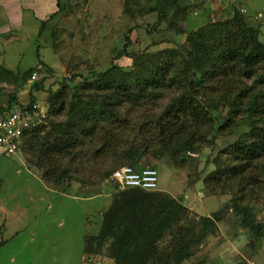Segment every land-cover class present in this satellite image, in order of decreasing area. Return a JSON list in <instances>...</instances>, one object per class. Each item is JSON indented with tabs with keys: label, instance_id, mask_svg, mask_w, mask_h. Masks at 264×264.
Returning a JSON list of instances; mask_svg holds the SVG:
<instances>
[{
	"label": "rangeland",
	"instance_id": "1",
	"mask_svg": "<svg viewBox=\"0 0 264 264\" xmlns=\"http://www.w3.org/2000/svg\"><path fill=\"white\" fill-rule=\"evenodd\" d=\"M141 3L144 5V0ZM60 4V13L46 20L44 26L37 23L35 27L34 22L25 17L27 26L17 29L21 40L14 48L19 51L11 52L15 55L10 54V63L4 64L9 68V76L0 78L3 80L0 81V105L9 102L13 95L16 99L23 98L20 101L29 97L31 83L27 81L17 88L14 75L40 61L46 68L37 72L35 80H43L45 89L63 92L66 106L76 92L88 99L95 98L101 91L82 90L80 77L74 81L69 78L77 74L90 80L93 72L103 71L113 61L124 70L135 69V57L124 55L114 59L123 49L126 35L130 38L132 52L150 56L183 42V38L176 39V31H186L187 18L192 27H199L229 19L235 8H244L242 14L249 24H261L260 39L264 42V0H181L180 4L189 9L171 10L167 17L172 23L170 28L166 21L156 24L154 14L148 13L146 7L142 10L134 0H61ZM149 30L151 34L146 33ZM162 91L158 101H143L141 105L120 102L117 110L125 123L119 126L104 120L90 121V131H86L88 126L76 130L82 143L75 149L74 159L66 157L59 164L70 175H75L76 179L70 183L63 180L56 186L55 176L45 177L42 172L46 165L29 161V146H24L16 155L0 159V264H114L110 240L100 245L90 244L89 237L100 231L105 211L113 203L115 194L127 189L107 179L99 180L97 172L113 161H120L118 155L127 143L141 139L151 140L140 165H153L158 170L156 191L180 200L187 208V220L195 224L201 216H213L215 211L221 214L218 231L194 247L191 257L182 264H264V243L254 249L249 246L251 232L241 228V218L231 207V196L210 194L202 180L218 168L217 156L228 157L226 151L221 150L243 129L219 135L213 144L203 145L198 153L156 157L151 152L156 130L148 129L147 125L180 89ZM33 94L47 110L49 94L43 89L34 90ZM66 116L65 111L61 112L56 120H64ZM141 122L146 124V132L138 131ZM46 130L47 125L42 132ZM107 130L115 136L108 143L110 149L94 157ZM258 198V201H250L256 214L255 225L264 222V192H260ZM178 226L157 243L159 249L172 246Z\"/></svg>",
	"mask_w": 264,
	"mask_h": 264
},
{
	"label": "trees",
	"instance_id": "2",
	"mask_svg": "<svg viewBox=\"0 0 264 264\" xmlns=\"http://www.w3.org/2000/svg\"><path fill=\"white\" fill-rule=\"evenodd\" d=\"M58 1L60 4L61 0ZM134 2L142 10L146 7L148 13H153L156 24L166 21L169 28L172 23L167 17L171 10L189 9L180 4L181 0H144V5L141 0ZM188 20H185L186 31H176V39L183 38V42L178 47L158 50L150 55L153 60L147 53L132 52L130 38L126 35L123 49L114 59L124 55L135 57V69L124 70L113 61L103 71L93 72L90 80L77 74L69 78L74 81L80 77L82 90L101 91L95 98L88 99L76 92L66 106L63 92L45 89L43 80L31 81L27 101L37 102L33 91L43 89L49 94L48 109L46 124L33 129L24 146H29V161L46 165L42 173L45 177L55 176L56 186L63 180L70 183L76 179L75 175H70L59 164L66 157L74 159V151L82 143L76 130L88 126L90 121L100 123L104 120L119 126V123H125L117 110L120 102L141 105L143 101L160 100L163 89H180V93L173 96L158 117L147 125L148 129L154 127L152 129L156 130L151 152L156 157L198 153L203 145L213 144L219 135L243 129L221 150L226 151L228 157L217 156L218 168L202 180L210 194L231 196L232 210L240 216L241 228L251 232L249 246L254 249L264 243V222L255 225L256 214L250 202L251 199L258 201L259 193L264 192V42L260 39L261 24H249L239 8L234 9L229 19L199 27H192ZM150 32L152 30L146 33ZM42 65L45 64L40 61L14 75L16 87L21 88L29 81L34 71L46 68ZM8 72L0 69V78L8 77ZM11 102L19 103L14 96ZM64 111L66 118L56 120ZM46 125L48 130L43 133ZM145 126L144 122L139 123L138 131L144 132ZM114 137L109 130L105 131L103 144L94 157L102 151L107 152L110 149L108 143ZM150 141L141 139L127 143L118 155L120 161H113L97 172L99 180L107 179L115 184L111 173L124 163L138 168ZM212 215L201 216L196 225L187 220V208L180 200L156 190L127 188L115 194L113 203L105 211L100 231L90 236L89 241L100 245L110 240L114 264H182L191 257L194 247L218 231L221 214L215 211ZM176 225L179 226L174 232L176 237L172 246L159 249L157 243ZM89 252L94 251L91 248Z\"/></svg>",
	"mask_w": 264,
	"mask_h": 264
},
{
	"label": "built area",
	"instance_id": "3",
	"mask_svg": "<svg viewBox=\"0 0 264 264\" xmlns=\"http://www.w3.org/2000/svg\"><path fill=\"white\" fill-rule=\"evenodd\" d=\"M240 10L245 11L244 8ZM36 77L37 71H34L29 81L35 80ZM46 118V108L37 102L30 103L29 100L20 101L9 112L0 115V159L20 152L30 132L46 124ZM111 179L122 189H158V170L153 165H140L138 168L123 165L112 171Z\"/></svg>",
	"mask_w": 264,
	"mask_h": 264
},
{
	"label": "crops",
	"instance_id": "4",
	"mask_svg": "<svg viewBox=\"0 0 264 264\" xmlns=\"http://www.w3.org/2000/svg\"><path fill=\"white\" fill-rule=\"evenodd\" d=\"M59 13L58 0H0V69L9 71V68L4 67V64H9L10 56L15 55L11 52L19 51L14 46L21 40L17 29L21 30L27 26L25 17H29L34 22L33 26L40 25L42 27L46 20L52 19ZM21 99L23 98L19 97L16 100L20 102ZM16 105L17 103L11 102V99L9 102L7 100V103L0 105V114H6Z\"/></svg>",
	"mask_w": 264,
	"mask_h": 264
}]
</instances>
